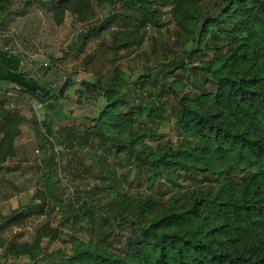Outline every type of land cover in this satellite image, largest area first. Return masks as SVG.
<instances>
[{"label": "trees", "instance_id": "obj_1", "mask_svg": "<svg viewBox=\"0 0 264 264\" xmlns=\"http://www.w3.org/2000/svg\"><path fill=\"white\" fill-rule=\"evenodd\" d=\"M119 1L127 5L126 11L113 10ZM105 4L111 10L103 21L119 16L135 26L126 39L103 40L85 57V70L95 80L82 84L104 98L98 116L87 119L86 137L76 133V123L57 125L67 117L57 103L64 94L47 78L25 69L23 55L0 41V172H9L5 163L16 156L25 121L11 109V90L42 103L54 99L47 103L51 112L42 122L45 153L51 137L73 148L81 140L91 145L99 139L110 155L121 153L132 161L147 183L135 192L124 186L120 190L107 160L95 158L97 176L108 179L106 200H58L62 225L90 233L89 242H75L61 264H264V0H58L54 17L61 21L70 11L79 22L91 23L94 5ZM26 9L27 4L14 13L12 0H0V30L11 14L24 16ZM123 24L128 25L126 20ZM166 26L175 29L180 48L170 42L168 50L156 54L157 67L130 82L116 64L119 51L144 41L143 34L131 38L135 32ZM98 29L89 28L77 43L85 46ZM72 49L53 62L84 58L83 50L73 55ZM54 66L47 71L59 72ZM149 84L154 98H137L129 106L132 86L138 91ZM164 90L170 95L164 105L168 116L162 109ZM166 121H173L177 144L164 140L155 128ZM43 176L46 189L35 196L56 199L57 171ZM59 236V228L46 222L36 230L34 243L9 241L5 252L27 255L35 263L42 240Z\"/></svg>", "mask_w": 264, "mask_h": 264}, {"label": "rangeland", "instance_id": "obj_2", "mask_svg": "<svg viewBox=\"0 0 264 264\" xmlns=\"http://www.w3.org/2000/svg\"><path fill=\"white\" fill-rule=\"evenodd\" d=\"M27 1L29 2L26 3ZM55 1L58 0H12L14 13L22 10L27 4V7L29 6L26 9L27 12H37L41 18H16L18 15L11 14L13 17L9 16L6 19L3 30L6 31L10 43H14L13 39L17 37L18 33H22V30L25 31V26H29L27 32L36 31V38L25 36L26 39L22 37L20 41L14 43L16 46L8 44L12 48L15 47L20 54L23 53L24 48L28 49H26L27 52L24 51L27 54L25 57L23 56L24 68L32 70L41 78H47L51 72H55L47 71L48 66L51 67L52 63L55 64L52 69L60 70L57 72L58 79L55 81L57 88L67 77H70V83L67 85L64 95L62 94L63 96L57 100V103L62 105V112L67 117L65 120H57V125L61 127V125L76 123V133L86 137L88 136L86 124L89 125L87 119L98 116L104 98L97 95L98 93L95 94L96 88L92 92L85 89L82 84L83 81L93 82L95 80L85 70V57L93 55L103 40L112 42L114 38L117 41L126 39L128 33L127 35L125 33L135 25L128 18H124L128 25L123 24L125 20L119 16L108 22L103 21L111 10L107 4L101 8L94 5L96 18L91 23L79 22L70 11L66 12L63 20L59 21L60 18L54 17ZM162 3L157 2L158 5ZM126 8L127 5L119 1L113 10L124 12ZM163 9L167 12L169 7L165 6ZM94 26L99 29L92 32L91 39L82 47L80 41L77 43L79 36ZM141 35L144 36V41L141 44L129 45L119 51L121 55L116 61L121 72L130 82L157 67L156 54L162 55L163 49L168 50L170 42H175L176 38L173 26L147 27L142 32H135L130 37L138 38ZM70 46L75 47L71 51L73 55H76L78 50H83L84 58L80 61L67 60L62 64L54 63L53 60L62 57ZM175 48H180L179 44L176 43ZM38 62H43L45 65L38 64ZM161 84V80L157 81L158 86ZM131 90L127 97L129 106L133 104L132 102L135 103L137 98H154L151 94L155 90L151 84L138 91L133 85ZM9 96L12 111H18L25 121L22 124V133L16 140V156L9 158L6 163V166L10 168L9 172H0V242H3V245L0 243V264H61L66 257L72 254L76 246L75 242L85 244L89 242L90 233L86 228L73 230L68 225H62L64 211L62 206L58 205V200L63 199L67 203L71 201L73 204L85 200L88 202L93 200L102 204L106 200L107 189L105 186L108 179L104 180L97 176L96 170L99 167L94 162L95 158L104 157L107 160L108 169L114 170L116 173V178L113 175L111 178L116 179L120 190L124 186L129 192H135L145 189L147 183L144 175L139 173L132 161L128 162L124 154L121 153L116 156L110 155L106 150L107 146H104L105 142L99 139L91 145L81 140L80 144L77 143V146L73 148L65 146L51 137L52 143L48 145V151L45 153L41 147L42 132L45 131L42 122L51 112L46 108L47 103H54V99H46L42 103L18 89H12ZM169 100L170 95L164 90L162 109L165 116H168L169 111L164 110V105L168 104ZM58 126L55 130H58ZM155 128L158 133L164 134V140L178 143L179 137L174 129L173 121H166ZM92 138L94 140L95 135ZM146 142L155 144L149 139H146ZM92 169L94 172H90ZM45 171H57L55 178L59 180V188L55 191L56 199L49 197L44 201L39 196H35L38 190L46 189L47 185L43 176ZM113 195L114 193H110L109 197ZM4 196L7 197L4 198ZM37 204H39L38 208L28 210L29 206L34 208ZM25 209L26 211H24ZM13 217L14 221L11 222ZM46 222H50L54 228H59L60 236L57 239L45 237L42 240L35 263H32L27 255L14 257L5 252L6 243L9 241L34 243L36 230Z\"/></svg>", "mask_w": 264, "mask_h": 264}, {"label": "crops", "instance_id": "obj_3", "mask_svg": "<svg viewBox=\"0 0 264 264\" xmlns=\"http://www.w3.org/2000/svg\"><path fill=\"white\" fill-rule=\"evenodd\" d=\"M26 5V4H25ZM27 8H29V6L27 7ZM26 12H27V10H26ZM13 17V16H12ZM41 18V16H40V14L39 13H37V12H32V13H30V11L29 12H27L26 13V15H24V16H18V17H16V18ZM12 28V27H11ZM22 28H23V26H22ZM24 29H25V31L24 30H22V33H18V35H17V37H14V39H13V41H14V43L16 42L17 43V41H20V39L23 37L24 39H26V37H31V38H36V31H34V32H27V31H29L28 29H29V26H25L24 27ZM21 32V31H20ZM26 36V37H25ZM0 41H1V43L2 44H6V45H9L8 43H10V41L8 40V37H7V33H6V31L5 30H0ZM13 42H11L10 44H14ZM15 45V44H14ZM13 45V46H14ZM16 46V45H15ZM27 48H24L23 50H22V55L25 57V55H27L25 52H27V50H26ZM20 50V51H21ZM25 51V52H24ZM28 54H29V56H31V54L28 52ZM44 62V61H43ZM41 63V62H38V64L40 63V64H42V65H45L44 63ZM23 64H24V59H23ZM3 87H7L6 85H2ZM7 163V162H6ZM5 163V164H6ZM7 165V164H6Z\"/></svg>", "mask_w": 264, "mask_h": 264}, {"label": "water", "instance_id": "obj_4", "mask_svg": "<svg viewBox=\"0 0 264 264\" xmlns=\"http://www.w3.org/2000/svg\"><path fill=\"white\" fill-rule=\"evenodd\" d=\"M58 79V74L56 73V72H51L50 74H49V76L47 77V82L49 83V84H52V85H54V86H57L56 85V80ZM70 83V77H67L65 80H64V82L59 86V94L60 95H62V94H64V91H65V89H66V87H67V85Z\"/></svg>", "mask_w": 264, "mask_h": 264}, {"label": "built area", "instance_id": "obj_5", "mask_svg": "<svg viewBox=\"0 0 264 264\" xmlns=\"http://www.w3.org/2000/svg\"><path fill=\"white\" fill-rule=\"evenodd\" d=\"M13 48H14V50H16L15 47H13ZM0 91H1V90H0ZM2 92H3V90H2Z\"/></svg>", "mask_w": 264, "mask_h": 264}]
</instances>
